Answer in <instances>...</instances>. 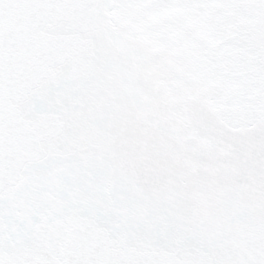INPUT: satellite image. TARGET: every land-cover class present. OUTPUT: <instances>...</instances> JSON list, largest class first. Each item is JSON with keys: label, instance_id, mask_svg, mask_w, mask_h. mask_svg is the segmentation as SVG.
I'll list each match as a JSON object with an SVG mask.
<instances>
[{"label": "snow or ice", "instance_id": "snow-or-ice-1", "mask_svg": "<svg viewBox=\"0 0 264 264\" xmlns=\"http://www.w3.org/2000/svg\"><path fill=\"white\" fill-rule=\"evenodd\" d=\"M0 264H264V0H0Z\"/></svg>", "mask_w": 264, "mask_h": 264}]
</instances>
